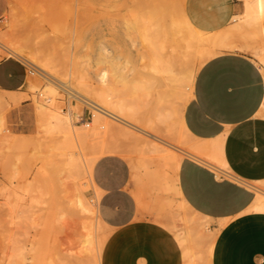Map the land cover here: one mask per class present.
<instances>
[{
  "label": "crops",
  "instance_id": "1",
  "mask_svg": "<svg viewBox=\"0 0 264 264\" xmlns=\"http://www.w3.org/2000/svg\"><path fill=\"white\" fill-rule=\"evenodd\" d=\"M241 4V0H184L183 13L201 36L213 38L230 31L227 27L240 15ZM171 31L168 33L175 36L169 45L166 36L160 35L167 45L166 54L175 44L184 53L182 39L186 32ZM263 35L264 31L261 46L257 40L230 35L225 40H233V47H214L203 42L202 47H210L209 51L214 48L202 63L199 56L188 55L185 59L176 50L170 54L171 61L183 60L180 68H168L172 74L164 72L159 63L157 70L152 71L147 62L148 73L131 82L126 77L110 81L103 70L93 83L79 68L71 50L77 74L103 102L86 104L111 119L110 125L98 123L92 127L104 129L106 132H101L105 137L100 133L98 138V134H94L96 138L88 135L87 141L104 146L91 159V182L97 187L98 196L117 193L119 204L125 203V208L148 211L144 217L126 220L108 230L96 264H264V208L255 207L264 205V64L249 49L239 47L255 43L254 48L259 45L255 48L258 55H264L260 49H264ZM140 40L145 44L142 35ZM191 66L192 79L184 84L176 76ZM27 72L23 63L3 58L0 90L11 96L24 92L28 87ZM122 99L125 105L121 104ZM123 107L131 117L121 113ZM146 144L149 149L153 144L155 149L149 151ZM207 155L222 163L229 175H218L214 169L217 164ZM100 178H118V189H111ZM129 178L136 179L147 193L135 200L129 192ZM88 189L95 198L92 187L84 193ZM159 204L164 211L157 209L161 208ZM95 206L98 214L96 201ZM179 207L194 214L211 232L209 245L184 237L181 240L168 227V211L180 213ZM178 217L175 225L182 227Z\"/></svg>",
  "mask_w": 264,
  "mask_h": 264
},
{
  "label": "bare ground",
  "instance_id": "2",
  "mask_svg": "<svg viewBox=\"0 0 264 264\" xmlns=\"http://www.w3.org/2000/svg\"><path fill=\"white\" fill-rule=\"evenodd\" d=\"M241 1H242L241 6L243 9L240 15L235 16L234 17L235 20L229 25L228 28L230 29V31H228L225 34H222L221 36L219 35L218 37H217V34H215L213 38L210 37L211 39L207 38L209 36L204 38L203 36H201L200 32H198L197 30H195L194 28L190 26V24L188 23V21L186 20L184 16V13L181 12L182 7L181 9L179 8L180 5L178 6L175 5V7L172 6L168 8L167 11H163L165 7L162 5H159L158 3L149 6V8H143L141 12L139 11L137 12L134 10H132L133 12H131L129 10L130 14L129 13L128 14L130 16L132 13V17H131L132 19L129 17L131 19V23L134 24L137 27V29L140 31L143 37V40L145 42V45L147 47L146 55H147V62L149 65L148 68L152 71H156L157 70L156 63H159L160 65H163L164 72H168L172 74V72L168 70L170 66L177 65L179 68L181 67L180 65L182 64L183 59L180 58L177 61V63L172 62L170 59L171 58L170 54L174 55L175 52L178 51L177 49L178 44H175L174 46L171 47V50L169 51V55L166 54L167 45L164 44V40L161 39L160 33L167 28L174 30V31L178 30V31L186 32L184 35V38L182 39V41L184 42V43L182 42L184 44V51H183L184 53H181L180 51H178V53L183 54V57L185 59L188 57V55H190L191 57H193V55H195L196 57L199 56L200 58V59L198 58L199 63H202V61L207 56L211 55V51L215 47V45L216 46L223 45L227 47L235 46L236 44L233 42V40H229V41L225 40V38L228 35L233 36V37L241 36V37L251 38L253 40H257L259 45L261 46L262 34L264 31V0H241ZM25 2L27 1H24V3ZM134 2L135 1L133 0V3ZM150 4H152V2ZM163 4L165 3L163 2ZM34 5L36 4L34 3ZM138 9L140 10V8ZM166 14H169V16H167L168 18H170V15L174 17L171 19L168 25L165 20L166 17L164 18ZM177 14H179L180 16H177ZM34 35H32L31 37L33 38ZM33 39H36V37H34ZM44 42H47V41H44ZM203 42L204 43L206 42L207 44L209 43L211 46L213 45L214 47H211L212 49L211 51H209L210 47L209 48L202 47L201 44ZM26 44H28L27 41H26ZM58 45L60 46V44ZM254 45L255 43L253 45L241 44L239 45V47L245 48L247 50L249 49V52L251 51V54L253 53L255 56H257L258 57L257 59H260V61H262L264 64V55H261V54L258 55L257 49H255L258 44L255 46V48H254ZM33 46L34 44L32 45V47ZM69 46H71V44H69ZM34 47L36 48V45ZM25 48H26L25 45L18 42L17 39H15L13 36H11L10 33L7 32V30L4 31L0 29V51H3L7 54H11L16 57H20L24 59L29 64L30 67L39 69V71H41V73L46 77L45 83L40 84L37 82L36 83L37 85H35L34 83H32L34 81L31 80L32 84L29 85V89L31 88V89L38 90V95L36 97V108L39 112L38 134L40 138L38 139L42 141L41 145H43L41 150L39 151V157H40V160L42 161V169L44 171H47V168L48 170L49 168H51L54 171L56 175V179L58 180V185L61 187L62 190L63 189L67 190V197H65L63 205L59 204L57 200L58 205L55 206L56 203L54 204V206L56 207V209L54 207L55 211L52 214H49L45 212L44 210L37 211L35 209V208H43L46 205L50 204L48 202L49 201L48 198H46V195H45V191L43 187L44 184L42 185L39 182L38 183L37 182L36 183L26 182L24 184H19L15 187L9 186L8 188H3V189L2 187H0V191L4 190L5 192V193L3 192L2 193L0 192V193L3 194L4 196L2 203L6 211L5 214H6L8 223L12 227L10 231L8 232V234L6 235V244L4 243L5 248L3 249L4 256L3 257L1 256V259L3 258L5 259V262L3 264H26L28 261H30L31 264H96L97 254L108 233V229L104 227L100 217L97 214L95 200H91L90 198H87L84 191L87 190L86 189L87 187H92L96 198L98 196V193H99L98 189L95 186V184L91 182V178H90L91 167H92L91 159L95 154L98 153L99 155V153L101 152V149L102 150L104 149V146L102 148V144L100 142L97 143L98 145H95V143L89 142L87 141V139H88V135L90 134L97 135L98 133H100L101 137L102 135L103 137H105L104 133L106 131H104V129L102 130L101 128V130H97V129H100L99 127H97V129L95 128L97 130L96 131L92 127H95V125L98 123H100V125H106V123H108V121H110L111 119L104 117L96 109L91 108V115H92V118L90 121L91 128H89V126L87 127L88 129L86 128V126L90 124V123L88 124V122H83L82 126L77 125V120H78L77 101L78 102L83 101L84 103H88L89 101H92V102L100 103V104H103V102L101 99H99L94 94L93 90L91 89L92 86L83 82L82 78L77 74L73 66V62H72L71 49L65 50L62 53H60L61 50L59 53L56 50L58 54L56 53L57 55H55L53 54L54 52L53 49H51L52 47L51 48L49 47L51 51L50 50L47 51L46 49V52L52 53L50 55V54H46L44 49L43 51L45 52V54L41 52L42 49L39 50L41 47L40 48L37 47L38 50L33 48V50H28V51H26V49L28 48L26 49ZM54 48L56 49V47ZM260 49L264 52V49L262 47ZM59 54H61L60 58L63 63L62 66H60L59 64ZM193 68L194 67L191 66L187 70H184V72L181 71L179 74L180 76H176V77H180L181 82L183 81L182 83L188 84L190 80L192 79L191 77L194 72ZM30 75H28V78H30ZM64 86L67 87V88L65 87L66 89L65 91L69 92L70 96L74 99L73 101L67 98L68 100L66 103L65 110L62 107V102H61L62 99L60 100V96H59L60 94L58 90V87L64 88ZM2 91L4 90H0V140H1V134L4 130V117L2 113L3 111L1 110L5 106L4 103L8 102L3 97L1 93ZM16 96L20 97V94L19 96L18 94L16 95L14 94V96H11L12 100H16L17 98ZM18 99L19 98H17L16 101H18ZM121 104L125 105L124 99L121 100ZM123 108L124 110H122L121 113L125 115V117H131L130 114H128L125 111V107ZM116 121L118 120L115 119V122ZM119 122L121 123V121ZM109 123L107 125H110ZM132 128H134L133 125H132ZM101 131H104V133ZM93 135H90L91 138ZM100 135L98 134L97 138ZM90 136H89V139H90ZM101 140L102 139H100V141ZM145 146L147 147V149H149L147 144ZM149 146L151 149L153 144L152 146L151 144ZM140 147L141 146H139V148ZM165 148L164 150L166 151ZM105 149L108 150L107 147H105ZM152 149H155V148L153 147ZM160 152H162L161 149H160ZM164 156H167V155H164ZM207 156L209 157L211 161L217 164L214 169L218 175L220 174L229 175L228 171L223 168L222 163L210 157V155H207ZM14 173L15 175L18 174V172L16 171ZM50 173H52V171H50ZM161 179L162 178H160V180ZM166 183L168 185L167 181ZM156 185L160 187L159 184H156ZM164 187H166V185H164ZM45 190L47 192L46 187H45ZM152 190H155V189H152ZM159 190H161V188ZM159 190L157 191L158 193H159ZM166 191L168 192L167 189ZM164 192H165V189H164ZM52 194L53 193H50V195ZM59 196L60 194L58 195V197ZM61 196H62V193H61ZM25 197L27 198V201L25 203H22ZM160 199L162 198H159V200ZM152 200H151V203L154 202ZM172 203H174V201ZM69 204H71L72 206L71 209L65 207L66 205H69ZM168 205H171V204L169 203ZM154 206L156 207L157 204L156 205L154 204ZM160 206L162 208V205ZM255 207L264 208V205L263 203L257 204ZM161 208L157 207L158 210H163V208L162 209ZM179 209H180V213L177 211L175 213H171L168 211V213H170V220L166 221V224L168 225V227H171L175 231L176 235L180 237L181 240H183L184 238H189L196 244L205 243L209 245V241L211 238L210 236L211 232L205 229L202 222L194 217V214H190L184 209L182 210V208L180 207ZM175 217L180 218V222L181 221L183 222L182 227L180 226L177 227L175 225V222H176ZM50 219H53L55 222H59L62 224L61 225V228H62L61 235H58V236H60L59 238L62 244V251L66 253L65 257L58 256V253H56L55 250H50L51 252L49 256L45 257L43 255L44 247L42 244L38 243L39 242L38 240L39 231L37 230H40V229L42 230L45 222ZM31 230H36V232L31 235L30 233ZM56 240L58 241V239ZM191 240H188V241H191ZM52 246H53L52 248L55 247L54 245ZM56 247L55 248L58 249L59 246H56ZM195 249H198V248H195ZM31 253H33V255L30 259L29 254ZM67 256H69V258Z\"/></svg>",
  "mask_w": 264,
  "mask_h": 264
},
{
  "label": "rangeland",
  "instance_id": "3",
  "mask_svg": "<svg viewBox=\"0 0 264 264\" xmlns=\"http://www.w3.org/2000/svg\"><path fill=\"white\" fill-rule=\"evenodd\" d=\"M24 1L27 2L24 3ZM68 1L0 0V29L4 31L7 30V32L17 39L18 42L25 45V47L28 48H25L26 51L33 50V48L38 50L37 47H41L39 50L42 49L41 52L45 54L46 49L49 46L50 48L52 47L51 49L54 51L53 54L57 55L60 50V53H62L65 50L71 49L74 52V59L77 65L90 76V80L93 83H96L99 74L103 70L107 72L110 81H116V79L120 77H126L127 81L131 82L136 77L143 78L148 73L146 69L147 47L140 40V32L133 27L131 23L132 13L130 16V11L133 12L132 10H134L141 12L143 8H149V6L158 3L167 8L180 5L179 8L181 9L182 7L181 12H184V0H134L135 4L133 3V0ZM151 2L152 4H150ZM163 2L165 4H163ZM34 3L36 5H34ZM138 8H140V10ZM167 16H169V14H166L164 18L166 17L165 20L168 25L174 17L170 15V18H168ZM177 16L180 15L177 14ZM168 31L171 30L167 28L161 33V35L166 36L168 41L167 45H169L170 41H173L172 38L175 36V34L168 33ZM32 35H34L37 40L33 39L34 37L32 38ZM26 41L28 44H26ZM33 44L34 46L36 45V48L34 46L32 47ZM58 44H60V46ZM69 44H71V46H69ZM49 47L47 51H51ZM54 47H56V49ZM46 54L51 55L52 53L46 52ZM60 55L61 54H59V64L62 66L63 63ZM5 57H9L10 59L23 63L26 66L28 71V87L26 89L24 88V92L18 93V96L20 94L21 97L16 96L19 98L18 101H16L17 98L16 100L11 99L12 94L4 91L1 92L8 102L4 103L5 106L3 105L4 107L1 110L3 111L2 113L4 117V130L1 134L0 140V187H2V189L8 188L9 186L15 187L26 182H39L42 185L44 184L45 195L50 204L43 208L35 209L37 211L44 210L45 212L52 214L56 209L55 206L58 205L57 200L59 204H64V199L67 197V190H62L58 185L56 175L51 168H49V170L47 168V171L42 169V161L39 157V151L43 145H41L42 141L38 139L40 138L38 134L39 112L36 108L38 90L29 89V85L32 83L35 85H37V82L40 84L45 83L46 77L41 71H39V69L30 67L24 59L0 51V60ZM28 75H30V78H28ZM31 80L34 82L31 83ZM65 87L66 86H64V88L58 87L60 100L62 99L61 102L64 110L68 99L74 101L70 96V93L65 91ZM127 98L129 99L130 97ZM77 114V124L82 125L83 122L91 121V107L88 104L77 101ZM89 127H91V123L89 124ZM15 171L18 172L17 175H15ZM50 171H52V173H50ZM99 180L106 183V185L113 190L118 189V178H100ZM129 181L131 182L129 192L135 200H137L140 195L147 193V191L143 189L144 187L136 182V179L129 178L128 182ZM45 187L47 188V192ZM125 187L126 185L123 186L124 189ZM0 192L5 193L4 190ZM1 193L0 264H3L5 259H1V256H4L3 249L6 244V235L12 227L8 223L5 214L6 211L2 203L4 196ZM50 193L53 194L50 195ZM59 194L61 197H58ZM85 195L87 198L95 200L98 203V215L102 220L104 227L108 230H112L126 220L141 218L148 213L145 209L125 208V203L119 204L117 193H107L104 196L103 194H100L97 198H93L92 191L88 189ZM54 196L57 197L55 198ZM23 200L22 203H25L27 198L25 197ZM137 205L140 207L141 204L138 202ZM65 207L71 209L72 206L69 204ZM61 225V223L50 219L45 222L42 230H37L39 231L38 243L43 245V255L45 257L49 256L51 252L50 250H55L60 257L66 256V253L62 251L60 236H58L61 235ZM35 232L36 230L30 231L31 235ZM56 239H58V241ZM52 245L59 247L58 249H56L57 247L52 248ZM33 253L29 254L30 259ZM67 257L69 258V256ZM27 264H31V262L28 261Z\"/></svg>",
  "mask_w": 264,
  "mask_h": 264
},
{
  "label": "built area",
  "instance_id": "4",
  "mask_svg": "<svg viewBox=\"0 0 264 264\" xmlns=\"http://www.w3.org/2000/svg\"><path fill=\"white\" fill-rule=\"evenodd\" d=\"M263 88H264V86H263Z\"/></svg>",
  "mask_w": 264,
  "mask_h": 264
}]
</instances>
